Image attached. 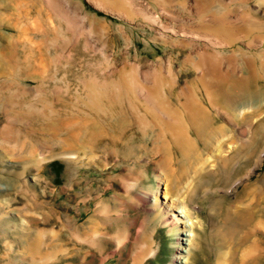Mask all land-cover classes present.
Wrapping results in <instances>:
<instances>
[{
    "label": "rangeland",
    "instance_id": "obj_1",
    "mask_svg": "<svg viewBox=\"0 0 264 264\" xmlns=\"http://www.w3.org/2000/svg\"><path fill=\"white\" fill-rule=\"evenodd\" d=\"M205 52L236 69L263 57L264 0L0 2V264H254L258 247L221 246L206 204L174 224L180 152L136 93L193 84Z\"/></svg>",
    "mask_w": 264,
    "mask_h": 264
},
{
    "label": "bare ground",
    "instance_id": "obj_2",
    "mask_svg": "<svg viewBox=\"0 0 264 264\" xmlns=\"http://www.w3.org/2000/svg\"><path fill=\"white\" fill-rule=\"evenodd\" d=\"M215 56L216 53L213 56L206 52L199 56L195 66L202 70L193 76V84L177 91L162 86L141 87L136 93L146 100L156 99L155 107L162 105V110H157L162 117L158 121L159 137L167 135L180 152V158L170 159L164 171L169 182L165 194L183 195L182 202L172 203L174 224L183 212L185 217L191 216L194 210L190 202L198 200L217 218L219 226H214L213 233L221 237V246L258 247L260 254L252 261L256 259L254 264H260L264 256L261 249L264 239L260 237L264 227V174L261 172L262 177L254 178L264 159V56L246 57L241 69L222 65ZM171 95H175L178 108L164 107ZM149 199L146 196L143 201ZM228 199L230 202L224 203ZM163 204L168 206L166 202ZM182 234L185 246L181 247V253L187 254L191 233L184 229ZM186 254L180 255L178 262H184ZM228 255L229 252L219 251L216 264H224Z\"/></svg>",
    "mask_w": 264,
    "mask_h": 264
}]
</instances>
